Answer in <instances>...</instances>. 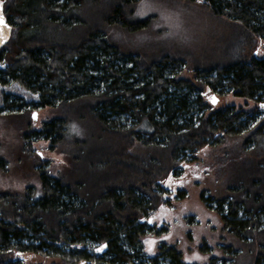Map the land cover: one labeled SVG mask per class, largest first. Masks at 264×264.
I'll return each instance as SVG.
<instances>
[{"label":"trees","instance_id":"obj_1","mask_svg":"<svg viewBox=\"0 0 264 264\" xmlns=\"http://www.w3.org/2000/svg\"><path fill=\"white\" fill-rule=\"evenodd\" d=\"M138 1L3 0L13 26L0 48V115L21 116L22 138L49 139L67 163L55 175L38 168V190L0 189V264H42L36 254L60 264H183V252L166 242L145 255L142 237L165 231L153 221L170 201L162 180L241 133L251 149L236 155L239 168L213 207L238 245L205 264H230L233 252L264 264V153L248 155L264 138V54L252 51L264 41V0H201L235 36L220 60L192 65L186 53L147 56L113 36L148 23L132 12ZM206 88L256 105L208 112ZM29 104L53 109L40 129L29 128Z\"/></svg>","mask_w":264,"mask_h":264},{"label":"rangeland","instance_id":"obj_2","mask_svg":"<svg viewBox=\"0 0 264 264\" xmlns=\"http://www.w3.org/2000/svg\"><path fill=\"white\" fill-rule=\"evenodd\" d=\"M200 1L139 0L134 4L132 12L138 19L148 20V23L132 33L114 30L113 36L124 45L147 56H155L168 48L186 53L189 65L194 60L199 64L218 61L234 39L235 30L226 20L209 14ZM55 33L57 37H62L61 30ZM252 51L254 54H264V41L258 39ZM188 72L185 71L186 74ZM206 89L200 94L207 103L208 112L226 105L239 109L256 105L253 100L235 96L232 92L221 95ZM14 90L25 101L36 100L34 95H26L22 89ZM211 94L218 97L216 103L210 102ZM27 108H30L26 117H29L31 129H40L53 112L47 106L29 104ZM19 119L21 116H11L6 111L0 115V189L25 191L31 186L33 190H38V168H44L49 174L55 175L66 166V155L60 148L52 146L49 139L28 142L22 138L21 131L27 127ZM260 121L261 118L258 117L251 122L255 125ZM251 122H245L244 125L250 126ZM75 127V124H71L70 134ZM237 135L222 138L212 147L204 148L197 154L198 160L180 165L178 174L171 175L167 182L166 178L162 180L161 186L165 188L170 201L158 210L160 214L153 221L157 228L163 227L165 231L159 235L152 233L142 237L145 255L154 252L158 242H166L176 245L183 252V264H205L211 256L222 259L226 246L238 245L232 233L221 223L220 214L213 209L215 199L225 193L226 186L223 182L233 177L232 174L238 170L242 161L236 155L251 149L252 142L242 147L246 134ZM261 153H264V138L256 143L248 155L254 160ZM204 162L210 166L207 167ZM181 189L187 192L186 196L176 199L175 196ZM202 191L205 197H209L208 202L212 207H207L199 199ZM249 258V253L239 252L236 256L233 252L230 264H251L252 260ZM35 261L42 264H60L59 258L52 255L36 254Z\"/></svg>","mask_w":264,"mask_h":264},{"label":"water","instance_id":"obj_3","mask_svg":"<svg viewBox=\"0 0 264 264\" xmlns=\"http://www.w3.org/2000/svg\"><path fill=\"white\" fill-rule=\"evenodd\" d=\"M3 9V0H0V48L8 41L10 34H11V29H12V25L8 22H6V17L4 15V11ZM208 90V89H206ZM216 99H218V97L214 94H211L209 96V100L211 103H216ZM35 114V112L33 113ZM172 171L169 172V174H171ZM168 177L166 178V181L169 178V175H167Z\"/></svg>","mask_w":264,"mask_h":264},{"label":"snow or ice","instance_id":"obj_4","mask_svg":"<svg viewBox=\"0 0 264 264\" xmlns=\"http://www.w3.org/2000/svg\"><path fill=\"white\" fill-rule=\"evenodd\" d=\"M99 250V249H98Z\"/></svg>","mask_w":264,"mask_h":264}]
</instances>
